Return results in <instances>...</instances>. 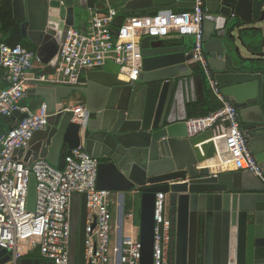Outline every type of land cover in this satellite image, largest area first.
I'll return each instance as SVG.
<instances>
[{
    "label": "water",
    "instance_id": "obj_1",
    "mask_svg": "<svg viewBox=\"0 0 264 264\" xmlns=\"http://www.w3.org/2000/svg\"><path fill=\"white\" fill-rule=\"evenodd\" d=\"M9 1L13 21L43 66L41 73L52 75L66 32L102 0ZM113 1L119 9L116 28L126 17L194 7V0ZM202 8V50L208 69L238 111L248 150L264 175V0H202ZM139 47L142 66L136 80L90 71L83 88L27 90V97L40 98L49 113L57 107L60 111L49 119L46 130L34 134L30 143L32 149L36 142L34 157L58 168L64 149L82 145L98 160L97 189L112 193L118 201L120 250L127 203L138 200L140 264L153 262L157 193L168 200L173 264H264V182L249 172L214 170L215 159L227 152V122L188 137V106L210 91L199 66L191 63L189 47L168 45L155 37L143 38ZM78 94L86 113L84 126L72 122V112H61L65 102ZM26 116L16 111L10 118L0 117V122L9 130ZM28 150L25 161L32 160ZM34 206L31 175L26 209L33 211ZM86 217V194H74L69 264H85ZM9 259V253L0 249V264ZM18 264L53 263L23 257Z\"/></svg>",
    "mask_w": 264,
    "mask_h": 264
},
{
    "label": "built area",
    "instance_id": "obj_2",
    "mask_svg": "<svg viewBox=\"0 0 264 264\" xmlns=\"http://www.w3.org/2000/svg\"><path fill=\"white\" fill-rule=\"evenodd\" d=\"M118 15L116 5L105 0L103 7L89 11L84 30L69 29L60 43L59 59L52 75L35 69V64H40L35 53L19 45L0 43V75L8 84L0 90V117L10 118L16 111L27 115L15 121L9 130H2L0 122V249L10 255L6 264H18L19 259L36 251L53 264H69L70 206L74 194L87 196L85 264H117L118 259L120 264H140L137 211L126 207L120 250L112 213L113 208L117 211V198L97 189L98 160L88 156L82 145L65 152L58 168L42 159L25 161L24 152L30 148L34 134L46 130L49 119L60 111L57 107L49 113L44 102L29 110L20 106V102L26 98L28 89L40 86L83 88L86 83L82 74L100 71L108 61L118 66L119 75L136 80L142 66L139 46L145 37L192 39L191 63L199 66L221 108L204 117L190 118L185 123L188 137L199 136L227 122L225 155L234 170L252 173L264 182L241 131L238 111L222 95L208 69L202 50V0H194V7L187 10L126 17L116 28ZM66 110L72 112L74 124L85 125L83 104H67L61 112ZM31 175L35 180V206L33 211H28L26 199ZM166 208L167 196L157 193L152 264H169L171 225Z\"/></svg>",
    "mask_w": 264,
    "mask_h": 264
},
{
    "label": "crops",
    "instance_id": "obj_3",
    "mask_svg": "<svg viewBox=\"0 0 264 264\" xmlns=\"http://www.w3.org/2000/svg\"><path fill=\"white\" fill-rule=\"evenodd\" d=\"M110 3H112V4H114V5H116V3H115V1H113V0H108ZM104 4H105V0H102V1H100L99 3H98V5L96 6V8H100V7H103L104 6ZM88 17H89V11L88 12H86V14H85V16L82 18V19H80V20H78L77 21V23H76V27H75V29H78V30H84L85 29V27H86V25H87V21H88ZM20 31V30H19ZM21 34V33H20ZM1 35V34H0ZM21 39L24 41V43L27 45V46H29V47H33L34 48V46L31 44V42L28 40V39H23L22 38V36H21ZM1 40V39H0ZM163 41H165L168 45H175V44H185V45H187L188 47H190V43L192 42V39H188V38H186V39H168V40H163ZM35 49V48H34ZM35 53V52H34ZM42 68H43V66H42V64H38V63H36L35 64V69L37 70V71H41L42 70ZM100 71H105V72H108V73H117L118 74V66L117 65H115L114 63H112V62H110V61H108L107 63H106V65L100 70ZM88 72H90V71H86V72H84L83 74H82V81L84 82V83H86V79H85V76H86V74L88 73ZM214 96V95H213ZM28 98H32L31 100H29L28 101V103H30V105H31V109H29L28 107H25L24 105H23V103L26 101V99H28ZM203 98H204V96L202 95H200V96H198V101H202L203 100ZM41 102H43L40 98H36V97H27L26 96V98H24L21 102H20V106H22V107H25V108H27V109H29V110H34V109H36L37 107H38V105L41 103ZM83 104V98H82V96L80 95V94H78V95H74V96H72V98H70L67 102H65V104L67 105V104ZM35 150H36V142H34V144H33V146H32V149L30 148V150H28L29 151V154H30V158H29V160H35V159H37V158H35L34 156H35ZM27 152V151H26ZM65 152H67V150L66 149H64L63 151H62V156H63V154L65 153ZM21 156V155H20ZM24 157H25V155H24ZM221 159V160H223L222 162V164H224V162H230L229 161V159L227 158V156L224 154V155H221V157H217L216 159H215V161L217 160V159ZM218 172L219 173H232V172H235V170H234V167H233V164L230 162V164H228V166H226V167H222V168H220V169H218ZM113 218H114V220H115V215H116V210L113 208ZM166 217L169 219V209H168V200H167V208H166ZM135 224H137L138 225V222H137V213H136V219H135ZM126 232H128V233H130L129 232V230H127ZM132 233L133 234H136L135 233V231H132ZM25 258H27V259H31V260H33V261H39V262H48V260H45L40 254H39V252L38 251H36V252H33V253H30L29 254V256H24Z\"/></svg>",
    "mask_w": 264,
    "mask_h": 264
},
{
    "label": "trees",
    "instance_id": "obj_4",
    "mask_svg": "<svg viewBox=\"0 0 264 264\" xmlns=\"http://www.w3.org/2000/svg\"><path fill=\"white\" fill-rule=\"evenodd\" d=\"M0 34V43L11 47L19 45L30 52H35L33 47L27 46L21 39L19 27L12 19L9 0H0ZM196 69H198V67H196ZM7 86V82L4 81L0 75V90L5 89ZM31 99L32 98H28L23 103V105L29 109L32 108L30 103H28V101ZM220 108L221 103L213 96L210 91H208L202 101H198L188 106V114L190 118H199L207 116L208 114L215 112ZM2 130L5 129L2 127ZM29 254L26 256H29ZM169 263H171V258L169 259Z\"/></svg>",
    "mask_w": 264,
    "mask_h": 264
},
{
    "label": "bare ground",
    "instance_id": "obj_5",
    "mask_svg": "<svg viewBox=\"0 0 264 264\" xmlns=\"http://www.w3.org/2000/svg\"><path fill=\"white\" fill-rule=\"evenodd\" d=\"M121 78L123 79V77H121ZM222 161L223 160H221L220 158L217 159L216 161H214V163H213L214 170H218V169H220L222 167H226V166H228V164H230V162H224V164H222L223 163Z\"/></svg>",
    "mask_w": 264,
    "mask_h": 264
},
{
    "label": "rangeland",
    "instance_id": "obj_6",
    "mask_svg": "<svg viewBox=\"0 0 264 264\" xmlns=\"http://www.w3.org/2000/svg\"><path fill=\"white\" fill-rule=\"evenodd\" d=\"M129 207H132V208L136 209V211H137V208H138V200L130 199L129 202L127 203V208H129ZM127 227L128 226H126V228Z\"/></svg>",
    "mask_w": 264,
    "mask_h": 264
},
{
    "label": "flooded vegetation",
    "instance_id": "obj_7",
    "mask_svg": "<svg viewBox=\"0 0 264 264\" xmlns=\"http://www.w3.org/2000/svg\"><path fill=\"white\" fill-rule=\"evenodd\" d=\"M171 258V263L169 264H173V250L171 248V243H170V250H169V259Z\"/></svg>",
    "mask_w": 264,
    "mask_h": 264
}]
</instances>
